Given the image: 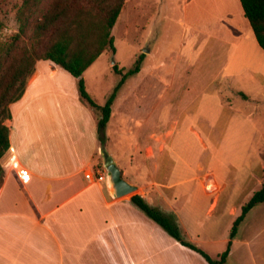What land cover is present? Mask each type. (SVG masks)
<instances>
[{
  "label": "crops",
  "instance_id": "1",
  "mask_svg": "<svg viewBox=\"0 0 264 264\" xmlns=\"http://www.w3.org/2000/svg\"><path fill=\"white\" fill-rule=\"evenodd\" d=\"M203 1L207 11L202 15L214 19L210 21L217 26L211 32L222 51L220 60L214 63L205 57L201 63L190 61H197L201 69L194 74L196 71L178 69L177 49L168 72L161 69L160 62L155 63L148 70H153L157 83L148 107L144 93H136L133 101L126 104L123 100V109L116 108L124 79L112 100L103 142L96 132L98 113L79 97L75 78L49 60L34 62L32 78L21 96L8 105L9 118L4 120L8 147L0 156V264H209L132 204L130 194L113 196L106 177L102 181L84 178L87 171L94 174L101 149L120 169L122 178L135 185L133 192L175 222L184 240L211 258L224 250L233 220L264 175L259 152L262 132L251 123L256 136L252 152L233 157L238 162L234 181H243L241 187L245 186L237 190L238 200L230 202L237 188L227 185L228 176L220 177L204 166L200 156L193 158L184 142L176 138L178 111L182 110L173 98L167 99L166 92L174 78L194 80L199 76L207 80L211 75L221 84L230 79L241 83L236 92L246 99L245 93H264V63L238 65L236 61L243 55L235 56L228 49H243L252 63V55L263 51L238 0ZM148 52H140L143 57L135 75L146 71ZM105 55L102 51L81 73L86 92L99 105L109 93H90L85 78ZM188 61L184 59V66H189ZM98 74L99 70L92 82H97ZM245 88L250 90H242ZM201 120L203 134L194 130L191 121L185 128L191 136L189 142L196 144L198 151H206L215 146L209 139L214 126L205 116ZM219 146L224 155V144ZM213 150L208 159L220 155ZM196 200H202L207 220L219 209L227 212L221 236H203L197 230ZM224 264H264V203L250 207L237 224Z\"/></svg>",
  "mask_w": 264,
  "mask_h": 264
},
{
  "label": "rangeland",
  "instance_id": "2",
  "mask_svg": "<svg viewBox=\"0 0 264 264\" xmlns=\"http://www.w3.org/2000/svg\"><path fill=\"white\" fill-rule=\"evenodd\" d=\"M50 1L42 0L34 15L41 14L48 7ZM20 2L21 0H0V41L6 40L9 35L16 32L17 23L14 14ZM204 2L203 0H129L125 5L122 4L110 30L113 37L114 53L104 50L103 52L106 55L93 66L95 70L86 73L85 82L88 91L90 93H100L107 90L110 93L119 78L117 74L110 70L111 67L110 69L106 67L107 65L111 66L110 61L125 70L132 65L140 52L146 53L149 50L144 59L146 71L139 76L134 73L125 78L124 84L120 87V90L118 89L120 101L118 100L116 103V108L122 107L121 109H123L124 101L127 104L134 100L136 93H144L143 98L145 104H148L146 107H148L152 103L153 86L157 85L153 79L155 76L153 70L150 72L148 70H151L155 63L160 62L161 69H166L168 72L171 65L174 64L177 49L180 51L178 69L186 68L190 72L196 71L192 72L195 74L201 70L197 68L199 66L196 64L197 61L201 63L207 57L214 63L218 62L221 57L219 54H222V51L216 45V34L211 32L212 30L215 31L217 26L216 23L210 21L214 19L202 15L204 11H207V5ZM217 3L216 1L215 4ZM203 22L207 23L204 24ZM46 41L47 39L44 37L43 42ZM241 41H245V39ZM31 42L32 40L24 33L18 39L15 51L21 45L28 47ZM210 44L212 46L207 49L206 46ZM240 50L228 49L229 53L234 51L235 56L238 53L244 56L240 58V62L236 61L238 65L264 63L263 52L260 51L259 54L252 55L254 60V63H252L248 57H245L243 49ZM184 59L189 60L187 63L197 61L190 63L189 66H184ZM97 70H99L97 82H92V76ZM170 84L171 86L166 92L169 93L167 99L173 98L172 100L177 101L176 105L180 106L179 109L182 110L178 111L179 124L176 138L184 142L193 158L200 156L204 166H209V169L217 175L220 173V177L224 174L225 178L227 175L229 180L227 185L230 187L235 185L237 188L230 195L229 201L238 200V191L243 181H234L237 176L238 162L233 157L239 153L242 155L252 152L250 147L252 141L256 140V136L251 123L255 124L258 130L262 132L259 152L261 153L262 164H264V93H254V91L253 93H245L247 95L246 99V97H242L243 93L236 92L241 89V83H235L230 79L228 82L221 84L218 83V80H214L211 75L208 76L207 80L200 79L199 76L195 77L194 80H190L188 77L186 79L174 78ZM242 90L248 91L250 89L245 88ZM167 105H169L168 101ZM202 116H205L214 126L213 135L209 137L215 145L214 150L210 147L206 151H198L197 145L189 142L191 136L185 127L191 121L194 130L203 134L204 122L201 120ZM222 144H224V155L219 152L221 148L219 145ZM211 150L215 154L219 152L220 155L208 159V155L212 154ZM103 170L100 155L93 166V171L96 174L97 171L102 172ZM260 178L262 179V174ZM197 201L199 202L198 207L193 212L195 215L197 214V222L200 223L197 230L199 229L203 236L208 235L212 238L221 236L228 218L227 212L219 209L212 218L207 220L203 206L200 204L202 200ZM191 228H195V226L192 224Z\"/></svg>",
  "mask_w": 264,
  "mask_h": 264
},
{
  "label": "trees",
  "instance_id": "3",
  "mask_svg": "<svg viewBox=\"0 0 264 264\" xmlns=\"http://www.w3.org/2000/svg\"><path fill=\"white\" fill-rule=\"evenodd\" d=\"M41 2L42 0H21L14 14L16 32L6 40L0 41V156L8 147V129L4 124V120L9 118L8 105L21 96L33 76L36 60H49L75 78L79 97L98 113L96 132L100 142H103L104 127L115 93L127 76L139 70L143 57V53H139L132 65L125 70L113 63L111 70L119 78L104 102L101 105L96 104L84 88L81 73L102 51L109 50L114 53L110 30L124 0H51L41 14L34 15ZM238 2L256 43L264 52V0ZM24 33L32 42L28 47L21 45L15 51L17 41ZM44 37L46 42H43ZM1 175L0 166V178ZM128 198L167 234L199 253L209 264H224L237 224L250 207L264 203V175L259 187L241 205L240 214L231 224L226 246L216 258L209 257L201 249L184 240L175 222L148 205L139 194L133 192Z\"/></svg>",
  "mask_w": 264,
  "mask_h": 264
},
{
  "label": "water",
  "instance_id": "4",
  "mask_svg": "<svg viewBox=\"0 0 264 264\" xmlns=\"http://www.w3.org/2000/svg\"><path fill=\"white\" fill-rule=\"evenodd\" d=\"M111 63L113 62L111 61ZM100 155L105 177L111 187L113 196L120 197L132 193L135 190V185L122 178L120 169L104 149H101Z\"/></svg>",
  "mask_w": 264,
  "mask_h": 264
},
{
  "label": "built area",
  "instance_id": "5",
  "mask_svg": "<svg viewBox=\"0 0 264 264\" xmlns=\"http://www.w3.org/2000/svg\"><path fill=\"white\" fill-rule=\"evenodd\" d=\"M84 178L86 180H91V181H102L105 178V171L103 170L101 173L97 174H92L90 171H87L84 173Z\"/></svg>",
  "mask_w": 264,
  "mask_h": 264
}]
</instances>
